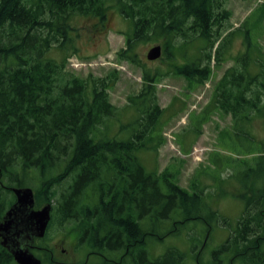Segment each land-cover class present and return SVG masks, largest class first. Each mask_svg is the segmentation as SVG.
Wrapping results in <instances>:
<instances>
[{
    "label": "trees",
    "instance_id": "trees-1",
    "mask_svg": "<svg viewBox=\"0 0 264 264\" xmlns=\"http://www.w3.org/2000/svg\"><path fill=\"white\" fill-rule=\"evenodd\" d=\"M227 1L114 0L132 23L115 57L142 68L139 92L127 96L126 107L135 113L132 132L122 138L117 133L126 125L110 133L121 116L109 95L117 70L79 76L66 69L69 54L62 60L48 56L53 47L74 52L73 17L105 20L106 0H0V222L15 200L11 187H31L35 208L50 203L45 235L28 243L42 264H63L53 260L49 246L36 242L54 224H70L74 243L88 247L86 259L77 264H188L182 249L161 247L166 238L182 235L190 242L189 264H264V140L250 131L254 120L264 125V50L259 39L251 43L246 35L244 50L225 57L233 35L250 18L231 29ZM139 43L159 44L165 68L140 64ZM212 59L233 62L213 84L209 101L231 116L221 141L237 137L255 144L248 157L216 152L214 168L196 172L184 188L178 170H148L139 152H156L164 141L165 108L156 95L160 80L174 75L203 85ZM204 114L196 117L192 132H200L208 119ZM223 157L235 163L226 178L220 176L226 164H218ZM232 178L243 201L234 226L212 204ZM218 225L230 227L229 235L206 256ZM158 245L162 249L154 253ZM0 264H17L1 244Z\"/></svg>",
    "mask_w": 264,
    "mask_h": 264
},
{
    "label": "rangeland",
    "instance_id": "rangeland-1",
    "mask_svg": "<svg viewBox=\"0 0 264 264\" xmlns=\"http://www.w3.org/2000/svg\"><path fill=\"white\" fill-rule=\"evenodd\" d=\"M263 3L264 0L227 1V8L231 11V29L237 28L245 19L250 18L233 35L225 57L235 56L244 50L245 45L242 39L246 35L251 43L259 39L264 50V13L259 10ZM106 5L108 8L105 20L100 21L93 16L76 15L73 17L72 25L76 28L72 32V42L76 47L74 52L72 49L66 51L65 48L53 47L48 56L62 60L65 55L69 54L66 69L79 76H86L88 73L94 76H103L112 69L117 70L118 80L109 90V95L110 101L118 107L121 116L119 117L120 122L116 124V126L118 125L117 130L116 126H113L110 133L117 132L121 129L120 126L126 125L127 127H122L121 132L117 133L119 137L125 138L132 132L131 120L135 116L132 108L126 107L127 96L139 92L142 68L128 61L116 59V51L125 43L123 33L132 30V23L120 15L114 6V0H106ZM258 17L260 25L257 22ZM260 26L261 30H259ZM152 45V43L138 44L137 53L140 64L151 69L159 66L165 68V63L160 58L153 61L146 58V53ZM68 46L65 45L66 48ZM191 50L193 49L190 48L188 54ZM177 62L183 63L184 60L177 56ZM232 63V61H223L215 64L212 59L210 64L212 71L209 79L199 86H192L181 76L168 75L160 80L156 86V95L159 105L165 108L161 116L164 141L156 152L150 150L139 152V157L148 170L160 171L166 166H171L178 170V183L182 187L188 188L189 181L196 172H209L214 168L211 163L216 152L226 157H248L247 152L255 143L237 137L233 141L228 139L221 141V134L225 130L230 131L228 129L231 125V116L212 108L209 104L213 84ZM205 112L208 114L206 116L208 119L200 125V132H192V127L198 123L196 117ZM250 131L256 139L264 140V125L261 120H254L251 123ZM218 164H226L220 173L222 178H226L232 171L227 167L235 163L225 162L223 157L218 161ZM200 179L214 185L208 174L200 173ZM224 185V194H217L220 192L216 191L212 204L229 219L230 226H234L243 210V201L235 195L239 189L236 179L232 178ZM209 191L214 192L211 187ZM69 226L70 224H54L48 230L46 238L41 241L36 240V242L52 249L51 255L54 257V261L58 260L63 264H77L86 259L89 249L83 243H74L77 241V235L69 229ZM230 229L224 225H218L213 229L208 240L206 256L209 250L225 241ZM18 239L25 244L23 235ZM162 246H175L182 249L187 253L186 263H191L190 242L186 236L168 237L162 242ZM161 247L158 245L152 250L155 253L160 251Z\"/></svg>",
    "mask_w": 264,
    "mask_h": 264
},
{
    "label": "water",
    "instance_id": "water-1",
    "mask_svg": "<svg viewBox=\"0 0 264 264\" xmlns=\"http://www.w3.org/2000/svg\"><path fill=\"white\" fill-rule=\"evenodd\" d=\"M161 54V46L155 44L148 49L146 58L155 60ZM11 190L16 197V203L7 210L0 222V236L3 238L1 244L10 251L17 264H42L41 259L30 250V245H28L29 242H33V239L25 242L26 244L21 241L22 246H20L17 238L23 235L27 239L29 231L33 237H43L51 217V204L47 203L36 209L34 207V192L31 187H11ZM20 208H23L25 215L13 219ZM12 228L14 230L10 232ZM9 232L11 235L6 236ZM6 237H8L7 240Z\"/></svg>",
    "mask_w": 264,
    "mask_h": 264
},
{
    "label": "flooded vegetation",
    "instance_id": "flooded-vegetation-1",
    "mask_svg": "<svg viewBox=\"0 0 264 264\" xmlns=\"http://www.w3.org/2000/svg\"><path fill=\"white\" fill-rule=\"evenodd\" d=\"M12 191V190H11ZM13 193V192H12ZM14 194V193H13ZM14 197H15V195H14ZM16 203V197H15V200H14V202L9 206V208H7V210H9L14 204ZM25 209V208H24ZM37 209V208H36ZM7 210H6V212H7ZM6 214V213H5ZM21 215H25V212H24V210H23V208H20V211H17L16 212V214L13 216V219H17V218H20V217H22ZM14 229L12 228L11 230H10V232H12ZM9 232V234H7L6 236H10L11 235V233ZM29 234V237L27 238V239H25V242L27 243V242H29L31 239H33V241H34V239H35V237H33L32 235H31V233H30V231L28 232ZM7 238L8 237H6V240H7ZM19 238V237H18ZM17 238V239H18ZM2 237L0 236V244H1V242H2ZM2 245V244H1Z\"/></svg>",
    "mask_w": 264,
    "mask_h": 264
},
{
    "label": "bare ground",
    "instance_id": "bare-ground-1",
    "mask_svg": "<svg viewBox=\"0 0 264 264\" xmlns=\"http://www.w3.org/2000/svg\"><path fill=\"white\" fill-rule=\"evenodd\" d=\"M17 241H18L19 245L22 246V245H21V241H20L19 239H18Z\"/></svg>",
    "mask_w": 264,
    "mask_h": 264
}]
</instances>
